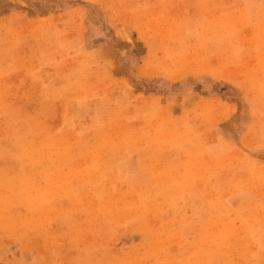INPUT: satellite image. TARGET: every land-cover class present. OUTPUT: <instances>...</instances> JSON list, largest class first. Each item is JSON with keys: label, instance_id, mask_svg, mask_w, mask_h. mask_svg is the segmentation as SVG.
Listing matches in <instances>:
<instances>
[{"label": "rangeland", "instance_id": "374dc122", "mask_svg": "<svg viewBox=\"0 0 264 264\" xmlns=\"http://www.w3.org/2000/svg\"><path fill=\"white\" fill-rule=\"evenodd\" d=\"M0 264H264V0H0Z\"/></svg>", "mask_w": 264, "mask_h": 264}]
</instances>
